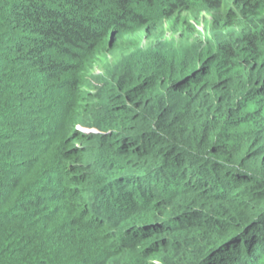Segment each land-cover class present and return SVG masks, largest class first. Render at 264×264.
I'll return each mask as SVG.
<instances>
[{"label": "trees", "instance_id": "trees-1", "mask_svg": "<svg viewBox=\"0 0 264 264\" xmlns=\"http://www.w3.org/2000/svg\"><path fill=\"white\" fill-rule=\"evenodd\" d=\"M0 264H264V0H0Z\"/></svg>", "mask_w": 264, "mask_h": 264}, {"label": "rangeland", "instance_id": "rangeland-1", "mask_svg": "<svg viewBox=\"0 0 264 264\" xmlns=\"http://www.w3.org/2000/svg\"><path fill=\"white\" fill-rule=\"evenodd\" d=\"M191 14H198L197 18L192 17V23L194 25V27L198 30L199 34H196L194 32H192L191 34L193 36H196L197 39H204V38H208L209 37V31L207 29V23L208 21L211 19L210 15L204 13L203 11H199L198 9H194L192 12H189L188 15ZM180 15V14H179ZM184 14L180 15L179 20H183L182 16ZM166 24H164V28H166L165 30H163V40H165V42H171L173 43L176 47H178L180 45V43H186L187 41V37H185L183 39V36L185 35V26L184 25H176L174 29H170L169 28V21L167 20L165 22ZM151 41V40H148ZM147 40H141L140 43L142 42H148ZM141 47V46H139ZM117 51H119V48L116 49ZM102 64V63H101ZM98 64H95V66H97ZM92 68L91 71L95 70V68L99 69L100 67L97 66L95 68ZM149 245H146V247Z\"/></svg>", "mask_w": 264, "mask_h": 264}]
</instances>
